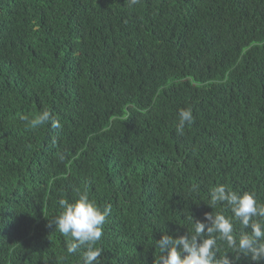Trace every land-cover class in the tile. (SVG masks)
Returning <instances> with one entry per match:
<instances>
[{
	"label": "trees",
	"instance_id": "1",
	"mask_svg": "<svg viewBox=\"0 0 264 264\" xmlns=\"http://www.w3.org/2000/svg\"><path fill=\"white\" fill-rule=\"evenodd\" d=\"M217 184L264 203V0H0V264H81L49 226L78 192L110 208L102 264H156L190 216L238 235Z\"/></svg>",
	"mask_w": 264,
	"mask_h": 264
},
{
	"label": "clouds",
	"instance_id": "2",
	"mask_svg": "<svg viewBox=\"0 0 264 264\" xmlns=\"http://www.w3.org/2000/svg\"><path fill=\"white\" fill-rule=\"evenodd\" d=\"M128 2L136 4L138 0ZM22 119L28 121L33 129L48 122H51L53 128L62 127L60 121L46 110L31 120L28 117ZM193 119L190 108L180 109L177 134L183 135L185 125L190 126ZM49 132L55 138L54 131ZM53 143L47 137V145L51 147ZM209 196L207 204L213 209L217 205H225L231 210L235 221L242 226L239 234L234 233L233 219L221 211L205 213L202 221L194 220L193 216L187 217L192 224L188 234L174 238L165 233L155 241L160 251L156 264H237L241 256L255 262L264 260V203L258 201L254 192L238 193L223 184L212 187ZM58 204L59 214L50 221L49 226L54 224L56 231L71 238L67 243V252L74 254L79 250L81 264H102V249L96 245L103 235V225L110 208L101 209L86 192H78L77 198L71 202L60 198ZM218 241L225 242L234 255L230 257L229 253L220 254Z\"/></svg>",
	"mask_w": 264,
	"mask_h": 264
}]
</instances>
